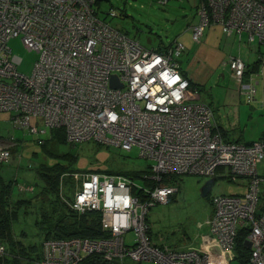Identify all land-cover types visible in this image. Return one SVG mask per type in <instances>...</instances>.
<instances>
[{
  "label": "built area",
  "instance_id": "2783aa9c",
  "mask_svg": "<svg viewBox=\"0 0 264 264\" xmlns=\"http://www.w3.org/2000/svg\"><path fill=\"white\" fill-rule=\"evenodd\" d=\"M95 1L0 0V112L12 113L14 124L31 133L63 127L70 144L93 141L128 152L136 147L140 157L152 163L144 178L153 186H142L125 175L81 172L68 205L81 215L98 212L102 229L110 236L46 240L42 258L34 264H82L91 256L107 263L131 259L237 264L240 235L248 249L247 264H264L260 204L264 179L259 173L264 137L251 144L226 140L211 106L188 101L191 83L177 60L185 46L181 42L163 50L142 46L99 18ZM198 16L192 37L196 42L204 27L213 23L223 26L226 34H245L248 44H264V0H200ZM16 37L39 56L31 75L18 71L22 59L9 47ZM230 68L244 100L252 103L257 94L255 75L245 79L247 66L238 56L232 57ZM256 73L264 76V55ZM114 75L116 88L111 86ZM9 159L10 153L2 150L0 161ZM225 167L231 178L248 180L247 190L212 199L213 213L199 248L151 238L148 213L179 191V176L214 179ZM20 190L33 188L23 185ZM130 233L132 241L127 240ZM5 252L0 243V257Z\"/></svg>",
  "mask_w": 264,
  "mask_h": 264
},
{
  "label": "rangeland",
  "instance_id": "374dc122",
  "mask_svg": "<svg viewBox=\"0 0 264 264\" xmlns=\"http://www.w3.org/2000/svg\"><path fill=\"white\" fill-rule=\"evenodd\" d=\"M199 3L200 0H98L95 8L101 17H105V13L115 11L118 17L109 18L108 22L149 49L164 48L175 40L184 42L188 49L187 53L189 52L187 54L189 58L196 59L217 71L203 85H199V93L196 94L193 88L187 91L188 101L210 104L211 101L217 102L227 87L236 85L233 78L230 77L227 67L229 59L232 56L241 55L243 60H251V50H254V47L257 48V45L248 44L246 36H244L241 43L242 48H240L239 39L236 36L227 38L220 26L207 28L202 44L195 43L192 40L190 27L192 23L196 22ZM188 33H190L189 39L186 38ZM9 47L14 55L22 59L18 71L25 75H31L34 64L39 57L38 54L28 50L21 37L12 38L9 41ZM260 51L264 53V44L260 45ZM187 56L184 58V68H187ZM256 87L259 96L261 86ZM215 106L218 107L217 104ZM40 127L42 128V126ZM49 138V130L45 134H32L27 129L20 128L18 125L14 126L12 113L0 112V152L2 150L8 151L10 158H12L10 166L0 165V172L6 173L7 167L12 168V170L17 168L18 182L31 184L35 188L33 193H20L18 186L15 185V194L19 193V197L33 198L39 192L43 182L38 178L36 170L33 169L36 165L47 163L52 166L58 161L69 165L65 159L57 160L44 154L38 141ZM76 145V147L72 146L71 152L77 156V164L70 166L71 169H76L71 174L72 181L76 186H79L81 182V177L78 174L85 171L111 172L113 175L144 169L150 171L152 163L141 158L140 151L136 147L128 152L93 141ZM59 150L61 153H66L70 148L68 146H56L55 152ZM28 167L32 168L29 169ZM259 173L264 179V166L259 167ZM230 174L227 167L218 169L212 188L208 196L205 197L202 196V188L212 178L196 175L179 176V183L177 184L179 191L170 197L168 203L158 204L151 208L148 213L151 238L159 242V239H163L171 246L199 248L200 236L206 233V221L213 213L212 199L220 195L230 196L244 193V184L248 183V180L243 176L233 179ZM260 188V204L264 205V181ZM61 189L65 195L69 186L64 185ZM50 198L54 199L55 197L51 195ZM41 206L44 207L43 200L41 202L38 199L34 200V204L29 209L20 211V218L15 224V230H25L29 241L40 242V245L46 241H40L41 230L38 221L41 220L40 216H42ZM45 207L50 208V204L45 205ZM27 211L28 213H25ZM240 237L244 243V236L240 235ZM127 240H133L132 233L127 235ZM40 254L42 255V252ZM41 258L42 256L39 260ZM111 264L156 263H139L126 259Z\"/></svg>",
  "mask_w": 264,
  "mask_h": 264
},
{
  "label": "trees",
  "instance_id": "16d2710c",
  "mask_svg": "<svg viewBox=\"0 0 264 264\" xmlns=\"http://www.w3.org/2000/svg\"><path fill=\"white\" fill-rule=\"evenodd\" d=\"M97 3L98 0L95 1V5ZM95 5H94L95 13L102 20L108 22L109 18L118 17V14L115 11H111L110 13H105V17H101L99 11L95 8ZM198 8L196 14L197 16L196 22L192 23L190 27L192 30V37H193L194 27L199 23ZM112 12H115L116 15L112 16L111 15ZM217 26H220L222 28V32L225 36L227 37L236 36L239 39V42H242L244 36H246L245 34H239L235 32L231 34H226L223 26L219 24L211 23L210 25L204 27L203 35L201 36L199 42H196L195 40H193V38L192 40L197 44H202L207 28L217 27ZM175 42H179V41L175 40L173 44ZM246 42H247V37H246ZM257 46L260 47V45ZM166 47H164L163 49H165ZM158 49H162V48L158 47ZM258 49L259 51H257V53L259 56L256 62L255 71L253 72H250L251 70L248 71V66L245 63L247 66L245 79L253 75L251 73L257 74L255 72H257L259 68L260 56L264 55V53H261L260 48ZM187 50L188 49L185 46V50L183 54L177 59L179 60L180 69H181L182 59L188 54ZM232 57L229 59L227 63V67L229 71L231 70L230 62ZM186 78L190 80L191 87L199 93L200 86L197 85L196 83H193V81L188 76H186ZM17 125L18 124H14V126ZM48 130L50 131V138L47 140L39 139L38 141V143L42 146L44 154L47 157L50 158L52 157L57 160L65 159V161L69 163V165L63 164L58 161L52 166L47 163H40L39 165L33 167V169L36 170L37 176L40 178L43 184L40 187V190L37 193V195H35L33 198H29V199L20 198L16 201H14L13 198L15 195V185H17L18 180H16L13 177L12 178L6 177L5 174L0 172V243L5 245L6 247L5 254L0 257L1 264H32L33 262L40 259L41 254L38 253L39 248L37 247V245H29L27 247L23 245L21 239H18L15 230V224L18 220L20 211L23 209L26 210L29 209L34 204V200L37 199L40 202L43 200L44 203V207L41 206V215H42L40 216L41 220L38 221V225L40 226V230H41L40 236H42L44 240L68 239L74 237L101 239L110 236L108 231H104L102 229L100 214L98 212L92 211L81 215L75 212L74 210H72L68 205L73 200L74 194L77 190V186L72 181L73 178L71 176V174H73L76 169L70 168L71 164L73 165L77 164L76 162L77 156L72 154L71 152L72 146L76 147L77 145L70 144L68 142L66 130L63 127L56 129L46 128L45 132H37V134H45ZM56 146L57 147L68 146L70 150H68V152L66 153H61L60 150L55 152ZM11 160L12 158H10L7 162L0 161V165L9 166ZM28 168L31 169L32 167H28ZM85 172L113 174L111 172H102V171H85ZM117 174L120 175L124 174L125 176L134 179L135 181H137V183H139L142 186H147V187L153 186V184L150 181L144 178L146 174H149V171H147L146 169L140 171L120 172ZM165 183H169V181H166ZM64 185L69 186V189L65 193V195L63 194V191L61 189L63 188ZM135 192L137 193L138 190H135ZM51 195H53L55 198L51 199L50 198ZM62 197L65 198V200H63ZM48 204H50V208L45 207V205ZM25 213H28V211ZM242 240H243L242 237H239L236 246L237 253L239 254V257L236 260L237 264L248 263V249L243 245ZM83 264H111V263H107L103 261L98 256H91L87 258Z\"/></svg>",
  "mask_w": 264,
  "mask_h": 264
},
{
  "label": "crops",
  "instance_id": "0c3cea01",
  "mask_svg": "<svg viewBox=\"0 0 264 264\" xmlns=\"http://www.w3.org/2000/svg\"><path fill=\"white\" fill-rule=\"evenodd\" d=\"M205 36H206V32H205L204 37ZM189 37H190V33L187 34L186 38L189 39ZM230 37H233V36H230ZM230 37H227V38H230ZM181 43H183L186 46L184 42H181ZM241 43L242 42H239L240 48H242ZM258 48L260 47L257 46V48L256 47L253 48L254 50H251V60H248V61L244 60L248 66V71L251 70L250 72H253L256 69V62L259 56L257 55V51H259ZM233 57H237V56H233ZM238 57L242 58L241 55ZM184 58L181 61V72L184 74V76H188L193 81V83H196L197 85H203L209 77L217 73L216 70H213L206 64L200 63L196 59L189 58L188 56L186 58L187 68H184L183 66ZM251 74L255 75L254 77L255 86H261L260 95L258 96V93H257L256 98L252 103L248 104L244 100V95L241 93L239 85L236 83V81L234 80V78L232 77L230 73V77L233 78L236 85L227 87L225 91H223L225 93H223V95L219 97L217 102L211 101L210 104H208L211 106L214 112L215 122L218 128L220 129L224 138L228 141L251 144L259 140L260 138H262L264 135V76H257L254 73H251ZM215 104H217L218 107H216ZM222 108L224 109L222 110ZM263 166H264V162H262L259 167L262 168ZM7 169H8L7 172L4 173L6 177H10V178L13 177L16 180H18V173H17L18 169L14 168L12 170V168L10 167H7ZM17 185H18L20 193L35 192V188L31 184H21L18 182ZM23 185L33 188V191L32 192H29V191L22 192L20 190V187ZM244 186H245V190H244V193H245L247 190V182L244 184ZM19 196H20L19 193H16L14 195L13 200L16 201L20 198L29 199V198H24V197H19ZM19 218H20V213L18 216V220ZM16 234H17L18 239H21L23 245H25L26 247L29 245H37V247L39 248L38 253H41L42 244L40 245V242L35 243L33 241H29L25 230L19 231L16 229ZM40 239H41L40 241L42 242L44 241V239L42 240V236Z\"/></svg>",
  "mask_w": 264,
  "mask_h": 264
},
{
  "label": "water",
  "instance_id": "95a60500",
  "mask_svg": "<svg viewBox=\"0 0 264 264\" xmlns=\"http://www.w3.org/2000/svg\"><path fill=\"white\" fill-rule=\"evenodd\" d=\"M117 81H118V78L116 75H114L111 79V86L116 88L118 85H117ZM121 87V86H120ZM214 180L215 179H210L209 181L206 182V184L203 186L202 188V196L205 197V196H208L211 188H212V185L214 183Z\"/></svg>",
  "mask_w": 264,
  "mask_h": 264
},
{
  "label": "bare ground",
  "instance_id": "6f19581e",
  "mask_svg": "<svg viewBox=\"0 0 264 264\" xmlns=\"http://www.w3.org/2000/svg\"><path fill=\"white\" fill-rule=\"evenodd\" d=\"M85 261H86V260H85ZM85 261H84V262H85Z\"/></svg>",
  "mask_w": 264,
  "mask_h": 264
},
{
  "label": "flooded vegetation",
  "instance_id": "af4514ba",
  "mask_svg": "<svg viewBox=\"0 0 264 264\" xmlns=\"http://www.w3.org/2000/svg\"><path fill=\"white\" fill-rule=\"evenodd\" d=\"M248 184V183H247Z\"/></svg>",
  "mask_w": 264,
  "mask_h": 264
}]
</instances>
